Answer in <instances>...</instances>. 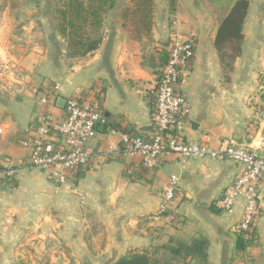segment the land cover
I'll return each mask as SVG.
<instances>
[{
    "label": "crops",
    "instance_id": "1",
    "mask_svg": "<svg viewBox=\"0 0 264 264\" xmlns=\"http://www.w3.org/2000/svg\"><path fill=\"white\" fill-rule=\"evenodd\" d=\"M130 1L118 0L104 17L98 49L74 59L63 54L50 3L0 7V67L13 62L24 75L21 95L9 94L0 81V169L19 170L14 181H0V264H24V255L31 264L43 257L42 264H109L171 238L198 235L209 242L208 264H264V188L255 237L242 250L236 246L244 200L237 199L230 212L217 207L240 174L238 164L171 157L148 171L139 158L119 152V138L110 132L153 135L158 52L164 43L169 47L194 36L192 67L181 84L187 113L178 134L214 150L225 142L254 147L263 123L264 0H249L240 54L231 68L220 62L214 41L235 0H176L171 12L167 0H153L146 35L131 15ZM46 81L59 84L51 108L56 120L64 118L62 100L69 97H101L103 103L104 124L86 144L91 163L58 190L44 172L22 165L27 152L19 143L39 115L37 92ZM172 177L174 201L159 213L163 187Z\"/></svg>",
    "mask_w": 264,
    "mask_h": 264
},
{
    "label": "built area",
    "instance_id": "2",
    "mask_svg": "<svg viewBox=\"0 0 264 264\" xmlns=\"http://www.w3.org/2000/svg\"><path fill=\"white\" fill-rule=\"evenodd\" d=\"M195 48L194 36H188L169 46L167 63L159 69L153 91L154 133L150 138H142L125 131L110 132L119 138V152L128 158H139L144 170L153 171L158 167L161 158L171 157L182 163L207 158L238 164L241 168L240 174L218 200L217 207L222 212H230L237 199L244 200L237 232L244 241H250L255 237L260 192L264 188V102L259 110L263 123L257 130L258 137L254 147L225 142L219 149L214 150L205 144L185 142L178 134L179 126L187 113L181 84L192 67ZM23 80L24 75L17 65L8 62L0 67V81L9 94L21 95ZM58 91L57 82L46 81L39 89V115L23 132V138L19 142L27 152V159L22 165L44 172L54 183L56 190L68 183L72 173L89 166L92 157L86 144L95 138L98 127L104 124L101 97L89 101L75 96L67 98L64 103V118L56 120L51 108L57 103ZM52 140L58 145L50 146L49 142ZM18 171L14 166L1 168L0 181H14ZM176 191V180L172 177L163 187L159 213L167 212Z\"/></svg>",
    "mask_w": 264,
    "mask_h": 264
},
{
    "label": "trees",
    "instance_id": "3",
    "mask_svg": "<svg viewBox=\"0 0 264 264\" xmlns=\"http://www.w3.org/2000/svg\"><path fill=\"white\" fill-rule=\"evenodd\" d=\"M117 1L55 0L51 8V20L54 30L64 40L66 58L84 57L98 49L102 42L104 17L114 8ZM175 3L176 0H167L170 12L174 11ZM130 4L134 7L131 15L140 22V30L146 35L151 24L153 0H131ZM248 7L249 0H235L218 25L214 45L225 68H231L240 54L242 26ZM168 51L169 47L164 43L158 52L161 63L158 68L167 63ZM147 60L152 61L153 68L156 67L154 59ZM151 100L153 101V97ZM252 240L244 241L239 236L236 249H244ZM208 246V240L202 235L188 241L171 238L163 245L151 246L139 253H129L109 264H208Z\"/></svg>",
    "mask_w": 264,
    "mask_h": 264
},
{
    "label": "rangeland",
    "instance_id": "4",
    "mask_svg": "<svg viewBox=\"0 0 264 264\" xmlns=\"http://www.w3.org/2000/svg\"><path fill=\"white\" fill-rule=\"evenodd\" d=\"M36 3H41V4H51V5H54L55 3V0H0V7H2L3 5L4 6H8V7H16V6H21V5H34ZM52 6L50 7V10H51ZM50 15H51V12H50ZM134 21H137L134 17ZM10 63H13V62H10ZM30 255H24V257L21 259V260H24V264H31L30 263ZM42 263H44L45 261V257L39 259V260H42ZM40 263V264H42Z\"/></svg>",
    "mask_w": 264,
    "mask_h": 264
},
{
    "label": "water",
    "instance_id": "5",
    "mask_svg": "<svg viewBox=\"0 0 264 264\" xmlns=\"http://www.w3.org/2000/svg\"><path fill=\"white\" fill-rule=\"evenodd\" d=\"M62 102H63V103H65V101H64V100H62Z\"/></svg>",
    "mask_w": 264,
    "mask_h": 264
}]
</instances>
